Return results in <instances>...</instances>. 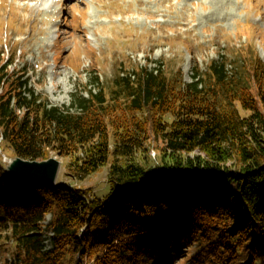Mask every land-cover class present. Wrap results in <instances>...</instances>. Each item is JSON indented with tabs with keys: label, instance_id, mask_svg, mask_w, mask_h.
Segmentation results:
<instances>
[{
	"label": "trees",
	"instance_id": "obj_1",
	"mask_svg": "<svg viewBox=\"0 0 264 264\" xmlns=\"http://www.w3.org/2000/svg\"><path fill=\"white\" fill-rule=\"evenodd\" d=\"M242 58L235 70L195 62L190 82L162 67L116 74L110 86L96 75L100 91L86 85L61 106L2 65L5 150L54 153L73 182L109 168L110 190L96 198L72 183L21 185L0 164V225L15 263L145 264L149 252L194 247L191 264H264V61L253 44Z\"/></svg>",
	"mask_w": 264,
	"mask_h": 264
},
{
	"label": "rangeland",
	"instance_id": "obj_2",
	"mask_svg": "<svg viewBox=\"0 0 264 264\" xmlns=\"http://www.w3.org/2000/svg\"><path fill=\"white\" fill-rule=\"evenodd\" d=\"M12 2L10 12L6 0H0V67L12 62L10 73L20 71L28 87L57 106L69 105L73 93L86 96V85L100 91L93 80L96 75L110 86L116 74L133 73L141 66L162 67L169 74L181 69L189 82L195 62L205 68L214 60H224L229 69L240 68L244 64L241 52L249 44L258 48L264 61V0ZM8 86L0 84V98ZM3 142L0 130V164L6 170L14 156ZM158 152L152 145L146 156L154 161ZM52 157L62 161L58 185L72 183L96 198L108 194V167L73 182L65 175V160L54 153ZM51 218L47 215L41 223L44 230ZM1 227L0 264H16L11 232H2ZM44 233L43 245L49 249L54 234L52 230ZM196 252L194 247H177L149 252L143 260L145 264H191Z\"/></svg>",
	"mask_w": 264,
	"mask_h": 264
},
{
	"label": "water",
	"instance_id": "obj_3",
	"mask_svg": "<svg viewBox=\"0 0 264 264\" xmlns=\"http://www.w3.org/2000/svg\"><path fill=\"white\" fill-rule=\"evenodd\" d=\"M62 161L56 157L45 160L12 158L7 166V175L21 185H45L54 187L61 170Z\"/></svg>",
	"mask_w": 264,
	"mask_h": 264
}]
</instances>
